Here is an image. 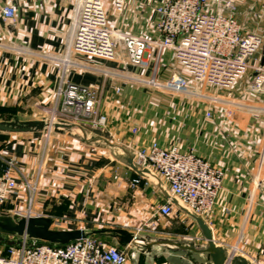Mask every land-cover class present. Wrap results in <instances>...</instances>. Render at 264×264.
<instances>
[{"label":"crops","instance_id":"obj_1","mask_svg":"<svg viewBox=\"0 0 264 264\" xmlns=\"http://www.w3.org/2000/svg\"><path fill=\"white\" fill-rule=\"evenodd\" d=\"M80 1L0 0V116L11 117L5 122L46 121L63 79L99 87L100 110L108 117V125L94 133L132 151L153 142L163 147L176 145L183 152L194 150L226 171L208 223L217 243L238 249L255 264H264V95L248 90L252 72L240 79L230 94L221 90L217 103L212 99L215 96L209 95L180 97L164 100L163 107L153 104L155 108L141 116L134 109L135 90L128 86L152 73L156 59L147 60L141 69L128 63L123 48L118 60L108 65L68 54ZM164 1L125 0L122 13L114 10V0L103 3L115 32L154 42L156 9ZM230 1L237 7L244 31L264 38V0ZM214 2L211 8L224 12ZM6 6L14 8L15 23L3 19L1 10ZM149 52L156 55L154 47ZM123 69L130 74L121 72ZM158 70L162 80L177 73L189 81L191 91L195 87L199 90L169 51L161 55ZM116 86L128 87L130 92L116 97L111 91ZM209 109L213 117L207 119ZM227 109L233 111L230 118L226 117ZM51 134L54 137H46L42 130L0 132V171L6 159H13L29 181L38 179L33 204L36 215L51 218L57 230L80 229L89 234L103 231L101 225H109V231H140L152 224V214L166 200L156 187L131 188L130 181L136 175L108 151L86 146L66 134ZM19 195H12L7 209L26 208L27 192L22 190ZM178 217L184 218L185 232L190 234L178 238L203 243L195 222L182 213ZM126 264L166 263L139 257L132 249Z\"/></svg>","mask_w":264,"mask_h":264},{"label":"built area","instance_id":"obj_2","mask_svg":"<svg viewBox=\"0 0 264 264\" xmlns=\"http://www.w3.org/2000/svg\"><path fill=\"white\" fill-rule=\"evenodd\" d=\"M212 1H164L156 9L157 39L151 42L131 34H115L109 26L103 0H81L72 25L68 54L113 62L118 60L119 49L123 48L128 63L133 67L144 69L147 60L156 59L151 78L147 81L135 79L137 82L178 94L205 97L196 87L191 91L189 81L177 73L164 83L157 81L159 60L165 51H169L197 85L205 84L230 94L238 81L252 72L248 90L264 95V62L259 58L264 38L244 31L237 18V7L232 1L215 0L217 7L224 12L214 11L211 8ZM124 6L125 0H114L116 12L122 13ZM1 14L5 21L16 22V13L11 6L3 7ZM152 47L156 55L149 52ZM114 93L121 95L122 88L114 87ZM101 97V89L97 86H82L63 79L56 92L55 105L46 121H65L92 131H103L108 125V117L100 110ZM212 99L214 103L219 101L218 96ZM225 114L230 118L233 111L227 109ZM205 116L207 119L212 118V110L209 109ZM137 131L135 129L134 133ZM49 135L45 134L46 137ZM133 152L135 164L140 169L149 168L153 171L171 196L178 198L208 222L223 189L224 169L213 166L194 150L183 152L176 145L163 147L153 142ZM130 186L151 187V183L135 176ZM22 190L27 192L26 208L7 209L12 195L19 198ZM37 190L38 179L29 181L16 161L6 159L0 171V215L17 219L43 217L33 211ZM155 215L167 218L179 216L180 213L165 200L157 206ZM52 228H55L54 223ZM231 250L238 254V249ZM127 261L126 248L110 245L89 233L84 239L61 246L41 243L27 236L0 234V264H126Z\"/></svg>","mask_w":264,"mask_h":264},{"label":"water","instance_id":"obj_3","mask_svg":"<svg viewBox=\"0 0 264 264\" xmlns=\"http://www.w3.org/2000/svg\"><path fill=\"white\" fill-rule=\"evenodd\" d=\"M264 62V47L262 51ZM42 130L66 134L76 141L90 147L106 150L112 158L130 170L137 177L149 181L159 193L171 203L179 213L193 220L202 234L203 243L192 239L167 238L150 235L138 236L126 229L103 230L94 234H108L119 240L120 245L132 247L139 257H146L156 263L166 264H255L243 254H237L230 247L219 244L215 240L210 224L178 198L171 196L164 183L149 168L140 169L135 164V153L93 131L65 121H0V132L28 133ZM53 220L49 217H28L17 219L10 215H0V234L10 236H27L30 239L54 245H67L73 241L84 239V230L62 231L52 228ZM93 234V235H94Z\"/></svg>","mask_w":264,"mask_h":264},{"label":"rangeland","instance_id":"obj_4","mask_svg":"<svg viewBox=\"0 0 264 264\" xmlns=\"http://www.w3.org/2000/svg\"><path fill=\"white\" fill-rule=\"evenodd\" d=\"M116 33L117 32H115V34ZM76 56H78L79 58H84V57L88 58V56L80 55V54H76ZM91 59L95 60L96 62L98 61V62L107 64V65L110 63V61H106V60H102V59H97V58H91ZM180 67H182V66L180 65ZM121 72H123V73L125 72L124 74H126V73L130 74V71H126L125 69H123ZM149 74H150V77H149ZM151 74L152 73H147V77L142 78V80L143 81L149 80L152 76ZM156 79H157V81L164 83L169 78L166 80H162L158 76ZM194 84L197 85L196 83H194ZM127 85H129V84H127ZM128 87L130 89L135 90L134 94H133V97L135 99L134 109L141 116L146 115V113L149 112V109H150V111L153 110L152 108H155V106H152L153 104L157 105V104L161 103V106L163 107L164 106V103H163L164 100L170 101V100H173L175 98H180V97L194 98V96H195L193 94H178L175 92L167 91L165 89H158V88H156L152 85H149L145 82H136V83H133V85H130ZM128 87H125V86L122 87L121 86V88H122L121 97H123L125 94L130 92V90H128ZM197 87L199 88L200 92L205 96L209 95V96H215L216 97V96L220 95V92H221V90L215 89V88H213L211 86H207L205 84H198ZM111 91H112V94H114L113 89ZM114 96L120 97L116 94H114ZM197 98H198V96H197ZM203 98H205V97H203ZM10 118L11 117H9V116H0V121L10 120ZM95 132H101V131L96 130ZM49 137H54V136H52V134H51V135H49ZM182 219H184V218H181L178 216H173L171 218H159V217L155 216L154 214H152V217H151L152 224L149 227L143 226V227H141L140 231H129V232L134 234V235H138V236H143V235H150V236H156V237H165L166 236L167 238H173V239H178L179 236H188L189 237L190 234L185 232L184 228H186V225L184 223H182V221H183ZM109 228H110L109 225H105V226L101 225L100 226L101 230H105V229L108 230ZM53 229H56V228H53ZM195 234L196 233H193L192 235H195ZM98 237L110 245L121 246L119 243V240L111 238V236L108 234H105L104 236L99 235ZM127 249H128L127 251H131L133 248L128 247ZM238 254H241V253H238Z\"/></svg>","mask_w":264,"mask_h":264},{"label":"trees","instance_id":"obj_5","mask_svg":"<svg viewBox=\"0 0 264 264\" xmlns=\"http://www.w3.org/2000/svg\"><path fill=\"white\" fill-rule=\"evenodd\" d=\"M41 243H44V242H42V241H40ZM59 246H61V245H59Z\"/></svg>","mask_w":264,"mask_h":264}]
</instances>
